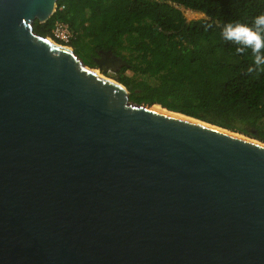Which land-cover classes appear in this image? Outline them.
<instances>
[{
	"label": "water",
	"instance_id": "95a60500",
	"mask_svg": "<svg viewBox=\"0 0 264 264\" xmlns=\"http://www.w3.org/2000/svg\"><path fill=\"white\" fill-rule=\"evenodd\" d=\"M56 6L0 0V264H264V142L132 101Z\"/></svg>",
	"mask_w": 264,
	"mask_h": 264
},
{
	"label": "trees",
	"instance_id": "16d2710c",
	"mask_svg": "<svg viewBox=\"0 0 264 264\" xmlns=\"http://www.w3.org/2000/svg\"><path fill=\"white\" fill-rule=\"evenodd\" d=\"M181 6L205 17L187 22ZM261 14L264 0H57L33 27L49 36L55 21L66 22L75 33L69 45L92 67L100 49L123 58L117 80L132 101L264 142V70L250 73V52L237 53L221 35L226 23Z\"/></svg>",
	"mask_w": 264,
	"mask_h": 264
},
{
	"label": "clouds",
	"instance_id": "9594fccd",
	"mask_svg": "<svg viewBox=\"0 0 264 264\" xmlns=\"http://www.w3.org/2000/svg\"><path fill=\"white\" fill-rule=\"evenodd\" d=\"M221 35L225 41L238 45L236 52H250L254 67L248 71L264 70V14L254 18L251 24L228 22L223 26Z\"/></svg>",
	"mask_w": 264,
	"mask_h": 264
},
{
	"label": "built area",
	"instance_id": "2783aa9c",
	"mask_svg": "<svg viewBox=\"0 0 264 264\" xmlns=\"http://www.w3.org/2000/svg\"><path fill=\"white\" fill-rule=\"evenodd\" d=\"M49 37L56 42H59L64 45H69L71 40L75 38V33L66 22L57 20L54 22L51 28Z\"/></svg>",
	"mask_w": 264,
	"mask_h": 264
},
{
	"label": "rangeland",
	"instance_id": "374dc122",
	"mask_svg": "<svg viewBox=\"0 0 264 264\" xmlns=\"http://www.w3.org/2000/svg\"><path fill=\"white\" fill-rule=\"evenodd\" d=\"M184 14L189 18V19H191V18H193V17H195L196 15H193V14H189L190 12H188L187 10H184ZM68 46H70V45H68ZM98 57V56H97ZM82 60L84 59L83 57H80ZM83 62L84 63H86V60H83ZM87 64V63H86ZM94 68L96 69V66H94ZM121 68L122 67H119L116 71H112V70H110V69H106L102 74L104 75V77H106V78H110V79H114V80H116V81H118L117 79H118V76L120 75V73H122V71H121ZM94 69V70H95ZM125 73H131L130 72V70H125L124 71ZM119 82V81H118ZM125 86V85H124ZM127 89H128V87L127 86H125ZM129 90V89H128ZM240 134V133H239Z\"/></svg>",
	"mask_w": 264,
	"mask_h": 264
},
{
	"label": "bare ground",
	"instance_id": "6f19581e",
	"mask_svg": "<svg viewBox=\"0 0 264 264\" xmlns=\"http://www.w3.org/2000/svg\"><path fill=\"white\" fill-rule=\"evenodd\" d=\"M189 14H191V13H189ZM50 38V37H49ZM51 40H53L52 38H50ZM54 41V40H53ZM68 46V45H67ZM95 69V68H94ZM97 74H99V75H102V76H104L102 73V71H100L98 68H96L95 70H94ZM108 79H110V78H108ZM110 80H114V79H110ZM114 81H116V80H114ZM152 108H154V109H157V110H160V111H165V112H169L170 114H174V115H178V116H182V117H187V116H185L184 114H181V113H178V112H173V111H169V110H167V109H164V108H162L160 105H152ZM187 118H189V117H187ZM193 120H195V119H193ZM196 121V120H195ZM240 136V135H239Z\"/></svg>",
	"mask_w": 264,
	"mask_h": 264
},
{
	"label": "flooded vegetation",
	"instance_id": "af4514ba",
	"mask_svg": "<svg viewBox=\"0 0 264 264\" xmlns=\"http://www.w3.org/2000/svg\"><path fill=\"white\" fill-rule=\"evenodd\" d=\"M99 52V51H98ZM98 56V57H97ZM97 56H95L94 57V59H96V58H99L100 57V52H99V54L97 55ZM96 65V64H95Z\"/></svg>",
	"mask_w": 264,
	"mask_h": 264
}]
</instances>
